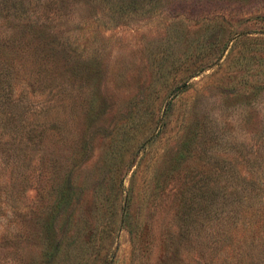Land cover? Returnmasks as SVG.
<instances>
[{
  "label": "rangeland",
  "instance_id": "1",
  "mask_svg": "<svg viewBox=\"0 0 264 264\" xmlns=\"http://www.w3.org/2000/svg\"><path fill=\"white\" fill-rule=\"evenodd\" d=\"M256 15L264 0H0V264H227L247 224L221 197L207 220L206 192L264 197V53L233 63Z\"/></svg>",
  "mask_w": 264,
  "mask_h": 264
},
{
  "label": "trees",
  "instance_id": "2",
  "mask_svg": "<svg viewBox=\"0 0 264 264\" xmlns=\"http://www.w3.org/2000/svg\"><path fill=\"white\" fill-rule=\"evenodd\" d=\"M2 3L4 0H1ZM5 6H12L10 2L3 4L2 7ZM258 20H262V23L264 22V15H256L255 16ZM251 32V31H249ZM248 33V32H246ZM245 34H239L238 38L240 39V45H239V55L240 57H236V59L233 61L234 64H239L242 62H249L250 58L253 57L254 54L259 55L260 53H264V25L261 28H257L256 30H253V35L250 40V44L244 45L245 39L247 35ZM241 50H247L245 53L250 52V54L244 56L243 59V53H241ZM258 62H263V57L261 56H255L254 57ZM8 61H1L0 60V104L6 102L9 100V98L12 95L14 81L12 80L11 76L9 75V69L11 65L6 64ZM204 69V68H203ZM0 111H2L0 109ZM6 140V139H5ZM240 178L244 179V175H240ZM251 185H255V183H249ZM264 192V188H263ZM206 195L208 196V210H212V215L207 217V220H216L217 219V212H216V206L214 207L213 201L217 197H221V203H226L228 207L226 208V214L225 217H229L233 223L242 222L245 220L247 227L244 225H240V228L245 230L242 233H236L232 234V241L231 243V249H230V255L227 257V264H232L231 260L238 257V261L234 264H261L262 258L260 256L254 258V254L262 253L264 254V233L262 236L257 238L256 230L257 226H255L254 229V213L255 209H258L259 214L264 217V197L260 201H255L252 198L251 193L248 191V187L244 183H219L217 185L213 184V186H210L209 189H207ZM233 204V206H232ZM205 208V210H206ZM235 208H238L240 212H237ZM128 216L127 210H124L122 215V221L124 222ZM201 221H198L195 223H191L190 226L195 224H200ZM187 224V223H186ZM208 224V222H207ZM262 227H264V220L260 223ZM15 237H17V234H15ZM255 247L251 253H248L249 256L246 257L244 254L246 252H250L249 250H244V248L247 245H254ZM253 256L250 260V256Z\"/></svg>",
  "mask_w": 264,
  "mask_h": 264
}]
</instances>
